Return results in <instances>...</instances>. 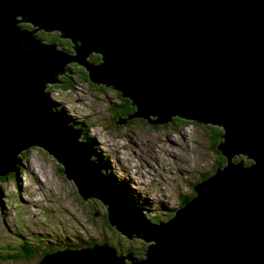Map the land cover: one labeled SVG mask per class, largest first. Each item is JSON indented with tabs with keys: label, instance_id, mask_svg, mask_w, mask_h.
Masks as SVG:
<instances>
[{
	"label": "water",
	"instance_id": "1",
	"mask_svg": "<svg viewBox=\"0 0 264 264\" xmlns=\"http://www.w3.org/2000/svg\"><path fill=\"white\" fill-rule=\"evenodd\" d=\"M39 29L60 31L74 52ZM94 52L102 62L90 63ZM69 63L132 101L117 126L181 118L221 127L226 164L172 218H147L92 162L82 129L55 111L47 87ZM35 147L62 164L81 198L109 206L118 231L148 245L142 260L103 244L39 264H264V0H0V177Z\"/></svg>",
	"mask_w": 264,
	"mask_h": 264
},
{
	"label": "rangeland",
	"instance_id": "2",
	"mask_svg": "<svg viewBox=\"0 0 264 264\" xmlns=\"http://www.w3.org/2000/svg\"><path fill=\"white\" fill-rule=\"evenodd\" d=\"M36 35L47 39L55 35L65 44L72 42L62 38L60 31L38 30ZM88 58L96 64L101 60L95 52ZM75 65L67 64L69 74L59 77L69 89H59L56 84L47 87L55 111L73 128L82 129L79 140L89 143L92 160H100L106 177L114 185H121L129 200L128 194L139 202L146 217L153 220L158 210L160 215L170 216L178 197L193 193L191 184L222 166L219 161L223 155L212 148L213 125L192 121L153 125L145 119H134L115 128L109 108L119 103L116 90L87 83L81 70L87 71ZM19 168L16 174L0 180V252L5 256L0 264H38L45 255L68 245L86 246L93 240V247L103 242L124 250L129 247L128 239L120 238L123 233L106 220L107 207L94 197L81 198L74 182L66 178L62 164L48 151L35 147L24 152ZM25 240L32 248L21 246ZM131 241L137 246L144 242ZM16 255L19 257H13Z\"/></svg>",
	"mask_w": 264,
	"mask_h": 264
},
{
	"label": "trees",
	"instance_id": "3",
	"mask_svg": "<svg viewBox=\"0 0 264 264\" xmlns=\"http://www.w3.org/2000/svg\"><path fill=\"white\" fill-rule=\"evenodd\" d=\"M23 27H27L28 29H31L32 27H31V25H29V24H23L22 25ZM40 37H42V39L43 40H45V41H50V42H53V43H59V44H62V47H63V49L64 50H72V49H74V48H71V46L72 45H70L69 44V41H66V44L61 40V39H58V36H55L54 35V38H52L51 36L47 39V38H45V37H43V36H40ZM69 52H71V51H69ZM100 59H101V57H100ZM100 62H101V60H100ZM99 62V63H100ZM77 68L78 67H80V66H78V65H75ZM83 73L85 72V71H83V70H81ZM85 76H83V78L85 79V81H87V83H89V78H88V74L85 72ZM56 86L59 88V89H63V90H67V89H69V88H67V86H65L64 85V83L62 82V78L60 79V83H58V84H56ZM117 96H118V98H119V103H118V105H111L110 106V108H109V110H110V112H111V114H112V117H113V119H114V124H115V128H116V122H117V120L118 119H120L121 117H124V116H126V115H129V114H131V113H133L134 111H135V106L132 104V101L130 100V99H126V98H124L119 92H117ZM53 103V102H52ZM64 119V118H63ZM65 121H67L66 119H64ZM133 121V120H132ZM69 124H71V122H69V121H67ZM187 122H189V121H187V120H184V119H181V118H175L174 119V121H173V123H180V124H186ZM73 125V124H72ZM211 127V129H212V132H213V134H214V136L212 137V139H214V141H215V144H213L212 145V148H213V150L216 152V153H219V154H221L222 155V153H220L219 151H218V149H217V146L222 142V140H223V138H222V136H223V133H224V131H223V129L221 128V127H218V126H210ZM88 145H89V143H88ZM237 160H242V157L241 156H239L237 159H236V161ZM99 162H97V163H99L100 164V160H98ZM219 161V160H218ZM221 164H222V166H223V164L225 165L226 164V158H224V156H223V158L220 156V161H219ZM251 162H247V164H250ZM21 169L18 167V169H17V172L18 171H20ZM217 170V167H214L213 168V170H212V172L214 173L215 171ZM16 172V173H17ZM213 173H212V175H213ZM11 174H13V173H10V174H8V176L9 175H11ZM7 176V177H8ZM7 177H0V180H4V178H7ZM205 178H207V177H205ZM204 178V179H205ZM191 187L193 188L194 187V185H192L191 184ZM125 190V189H124ZM123 193H124V191H123ZM1 194H2V191H1V184H0V196H1ZM124 195H125V193H124ZM196 195V192H195V190L193 189V193L192 194H190V195H188V194H186V195H180L179 197H178V201L176 202V204H175V206H174V208H173V210H172V213H171V215L170 216H166L165 215V213H161V215L158 213L160 210H158V211H156V214H155V216H153V220H156V221H159V220H163V219H166V218H172L174 215H175V213H176V211L178 210V209H180L183 205L185 206L188 202H189V200L191 199V198H193L194 196ZM128 197L130 198V200L131 201H133V204L135 205V206H137V207H141V204L139 203V202H137V201H135L131 196H129V194H128ZM82 204H84V201L82 200V202H81ZM106 207H107V216H106V220H108V223L110 224V221H109V213H108V211H109V206L108 205H106ZM110 228V227H109ZM111 229V228H110ZM121 236H120V238L121 239H130V238H128L127 236H124V235H122V234H120ZM133 239H139V238H137V237H133V238H131L130 240H127V243H129V247L126 249L127 251H131V253H133L138 259H144V257H145V253H146V249H147V247H148V245L145 243V242H142V245L141 246H137V245H135L131 240H133ZM28 241L27 240H25L23 243H21V246H24V245H26V244H29V243H27ZM95 242V241H94ZM94 242H91V243H88L86 246L85 245H83V244H77V245H68L67 247H65L64 249H72V250H74V249H79V248H84V247H89V246H92L93 245V243ZM103 244H107V242H103V243H101V245H103ZM119 247L120 246H123L121 243H119V245H118ZM119 250H121V251H126V250H124V249H122V248H119ZM13 257H19V256H13ZM5 258V256H3L2 254H1V252H0V261H2V259H4ZM24 258H30V257H24Z\"/></svg>",
	"mask_w": 264,
	"mask_h": 264
},
{
	"label": "clouds",
	"instance_id": "4",
	"mask_svg": "<svg viewBox=\"0 0 264 264\" xmlns=\"http://www.w3.org/2000/svg\"><path fill=\"white\" fill-rule=\"evenodd\" d=\"M67 72V71H66ZM101 164V163H100ZM108 178V177H107ZM108 180L110 181V179L108 178ZM111 182V181H110ZM201 182V181H200ZM112 183V182H111ZM113 184V183H112ZM114 185V184H113ZM116 188H118L119 189V191H121L122 192V190H124V188L121 186V185H114ZM124 197H125V195H124ZM132 205H134L133 203H131ZM135 206V205H134ZM137 207V206H136ZM182 207H184V205L182 206ZM140 210H141V208L140 207H138ZM148 218V217H147ZM150 219V218H149ZM167 220L168 219H170V218H166ZM166 219H163V220H159V221H156V220H152V221H154V222H160V221H167ZM110 226H112L113 228H115L111 223H110ZM115 230L117 231V229L115 228ZM118 232V231H117ZM125 236V235H124ZM128 240H130V239H128ZM92 242H94V240L92 241ZM146 243V242H145ZM108 245H110V246H112V244H110V243H107ZM90 247H93V246H89V247H84V248H90ZM112 247H114V248H116L118 251H119V253H123L124 255L125 254H127V253H131V251H121V250H119V248L118 247H115V246H112ZM83 248V249H84ZM80 249H82V248H80ZM136 257V256H135ZM128 264H130V262L128 261L127 262Z\"/></svg>",
	"mask_w": 264,
	"mask_h": 264
},
{
	"label": "flooded vegetation",
	"instance_id": "5",
	"mask_svg": "<svg viewBox=\"0 0 264 264\" xmlns=\"http://www.w3.org/2000/svg\"><path fill=\"white\" fill-rule=\"evenodd\" d=\"M61 36V35H60ZM39 37V36H38ZM52 37V36H51ZM52 38H54V37H52ZM42 39V38H41ZM65 39V38H64ZM43 40V39H42ZM44 42H46V43H53V42H50V41H45V40H43ZM71 42V41H70ZM53 44H56V43H53ZM57 45V44H56ZM70 45H72L71 46V48H74L73 47V43L71 42V44ZM58 46H60L62 49H63V47H62V44H59ZM66 51H71V52H73V49L71 50H66ZM101 57V56H100ZM95 63V62H94ZM69 74V73H68ZM67 73H66V75H68ZM86 74H85V72L83 73V76H85ZM206 179V178H205ZM167 220V219H166Z\"/></svg>",
	"mask_w": 264,
	"mask_h": 264
},
{
	"label": "bare ground",
	"instance_id": "6",
	"mask_svg": "<svg viewBox=\"0 0 264 264\" xmlns=\"http://www.w3.org/2000/svg\"><path fill=\"white\" fill-rule=\"evenodd\" d=\"M39 28V26H37V29ZM42 30V29H39V31ZM43 175V174H42ZM43 183V182H42ZM125 198L130 202V200L125 196ZM26 200V199H25ZM28 202V201H27ZM132 203V202H130Z\"/></svg>",
	"mask_w": 264,
	"mask_h": 264
}]
</instances>
